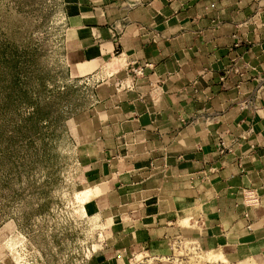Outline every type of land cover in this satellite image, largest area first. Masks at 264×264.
Wrapping results in <instances>:
<instances>
[{"label":"crops","instance_id":"obj_1","mask_svg":"<svg viewBox=\"0 0 264 264\" xmlns=\"http://www.w3.org/2000/svg\"><path fill=\"white\" fill-rule=\"evenodd\" d=\"M65 9L73 69L95 81L78 127L82 191L109 223L111 257L187 242L264 264V0Z\"/></svg>","mask_w":264,"mask_h":264},{"label":"rangeland","instance_id":"obj_2","mask_svg":"<svg viewBox=\"0 0 264 264\" xmlns=\"http://www.w3.org/2000/svg\"><path fill=\"white\" fill-rule=\"evenodd\" d=\"M66 2L0 0V264H227L187 242L111 257L109 223L82 192L78 127L95 81L71 64Z\"/></svg>","mask_w":264,"mask_h":264},{"label":"built area","instance_id":"obj_3","mask_svg":"<svg viewBox=\"0 0 264 264\" xmlns=\"http://www.w3.org/2000/svg\"><path fill=\"white\" fill-rule=\"evenodd\" d=\"M129 73L132 74L133 76H140L143 73V69L140 67L130 66Z\"/></svg>","mask_w":264,"mask_h":264},{"label":"bare ground","instance_id":"obj_4","mask_svg":"<svg viewBox=\"0 0 264 264\" xmlns=\"http://www.w3.org/2000/svg\"><path fill=\"white\" fill-rule=\"evenodd\" d=\"M82 192H83V191H82ZM82 192H81V193H82ZM81 193H80V194H81ZM80 194H79V195H80ZM81 195H82V194H81ZM83 196H84V201H86V200H85V199H86L85 197H87V198L89 197V191H84ZM83 196H82V197H83ZM76 197H78V195H77ZM78 199L83 200V198H78Z\"/></svg>","mask_w":264,"mask_h":264}]
</instances>
